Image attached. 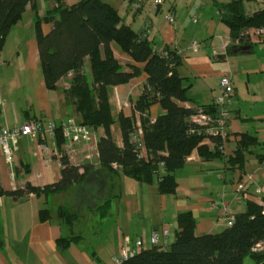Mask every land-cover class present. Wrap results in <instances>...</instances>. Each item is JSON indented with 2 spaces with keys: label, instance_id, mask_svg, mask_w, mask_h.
Returning a JSON list of instances; mask_svg holds the SVG:
<instances>
[{
  "label": "crops",
  "instance_id": "0c3cea01",
  "mask_svg": "<svg viewBox=\"0 0 264 264\" xmlns=\"http://www.w3.org/2000/svg\"><path fill=\"white\" fill-rule=\"evenodd\" d=\"M79 1L35 0L9 32L0 51V127L13 128L35 120L60 124L69 117L81 120L66 95L71 87V77L63 78L54 90L47 88L35 29L37 15L43 18L49 9L59 5L71 6ZM133 3L125 5L122 2L120 9L111 5L117 9L124 23L135 31L150 28L149 39L154 42L156 25L153 19L144 15L145 12L135 10ZM168 10V14L173 12L176 25L162 23L159 28L160 33L163 32L162 43L156 44L154 49L162 50L168 46L182 58L178 72L188 88L190 100L181 105L214 104L223 76L230 72L234 75L240 70L247 75L245 97L234 83L235 105L224 129L223 157L204 160L197 150L193 151L185 167L176 173V192L163 195L159 192L156 177L152 183H143L130 177L121 166L103 168L97 143L105 132L103 128L94 130L92 142L77 146L74 154L69 155L75 165L91 164L94 167L82 183L48 200L45 195L36 194L19 200L8 194L0 197V264H114L113 259L121 256L124 250L133 254L141 251L136 247L138 239L147 242L152 233L163 228L171 231L173 240L170 237L169 241L172 244L176 239L180 213H193L198 235L217 234L226 228V220L219 210L213 209V202H226L233 217L246 211L248 201L258 205L263 202V197L255 192V182L264 184V164L261 160L264 152V44L248 45L250 48L246 51L236 49L230 29L220 20L217 9L216 16L207 14L202 17L198 32L204 34L207 40L195 50L192 46L197 42L195 40L192 44L187 40L178 42L181 31L178 27L182 28L177 21L176 4L168 6ZM257 11L246 13L252 15ZM51 29V23L42 22L45 34ZM113 52L124 66L135 64L116 45H113ZM84 73L93 82L88 59ZM147 79V74L143 73L126 84L108 87L109 103L117 109L112 111L128 110L131 113ZM118 101L122 102L121 107H118ZM163 113L159 105H153L143 116L154 122ZM135 115L141 123L140 114L135 112ZM112 133L117 145L123 148L119 122L112 126ZM243 134L254 137L257 144L249 147L244 166L239 168L229 160L235 156ZM45 138L39 140V144L31 137L22 138L18 142L13 165L7 163L0 144V184L6 192L24 188L27 184L43 188L60 180L58 150L53 140L48 136ZM249 176H253L254 181L237 194V183ZM108 203L106 211L104 208ZM47 204L52 216L48 222H41L39 213ZM60 207L75 215L71 223L59 216ZM61 237L74 241L70 247L62 249L58 246ZM147 248H150L148 242L144 249Z\"/></svg>",
  "mask_w": 264,
  "mask_h": 264
},
{
  "label": "trees",
  "instance_id": "16d2710c",
  "mask_svg": "<svg viewBox=\"0 0 264 264\" xmlns=\"http://www.w3.org/2000/svg\"><path fill=\"white\" fill-rule=\"evenodd\" d=\"M34 1L0 0V51L13 26ZM243 2L232 0L219 7L218 11L220 20L230 29L232 37L245 41L248 29L264 27V9L247 15ZM42 22L52 24L48 34L43 32ZM35 29L47 88L54 90L72 72L71 87L66 95L80 115V122L93 131L104 129L105 134L97 143L103 168L121 166L130 177L143 183H152L156 177L160 179L159 192L172 195L177 189L176 173L185 167L193 151L197 150L204 160L223 157L222 138L210 136L215 145L212 150L203 144L207 137L201 131L203 127L190 119L198 106L191 108L181 105L190 100L188 88L178 72L182 58L168 46L155 50L154 42L149 39L150 28L137 32L124 23L111 4L103 0H81L71 6L59 5L49 9L43 18L37 15ZM113 45L128 54L135 64L123 66L114 55ZM87 59L91 65L93 82L84 73ZM143 73L148 76L143 93L131 114L119 116L124 142V147L120 148L112 133L115 120L110 108L108 87L126 84ZM153 105H159L164 111L154 122L143 116ZM200 107L207 108L211 114L215 113L213 104ZM136 111L140 114L147 159L141 156V147L135 141L138 123ZM256 144L254 137L243 134L235 156L229 162L242 168L245 153ZM55 145L61 162V178L58 182L43 188L27 184L24 188L8 192L0 184V197L8 194L14 200H19L26 195L36 194L45 195L48 200L82 183L93 170V165H75L71 162L63 148L65 138L60 129H57ZM108 205L104 210H108ZM49 208L47 204L41 209V222L50 220L52 211ZM58 214L67 223H71L75 217L64 207L58 209ZM177 222L176 239L168 249L156 246L142 249L122 264H244L247 257L257 264H264V252L252 251L257 242L264 240V206L248 201L246 211L234 217V225L217 234L198 235L196 219L191 212L180 213ZM73 241L72 238L61 237L58 246L65 249Z\"/></svg>",
  "mask_w": 264,
  "mask_h": 264
},
{
  "label": "built area",
  "instance_id": "2783aa9c",
  "mask_svg": "<svg viewBox=\"0 0 264 264\" xmlns=\"http://www.w3.org/2000/svg\"><path fill=\"white\" fill-rule=\"evenodd\" d=\"M147 1L151 4L154 10H158L164 4L163 0ZM133 7L136 9L143 8L142 4L138 2L134 3ZM166 20L170 24L175 23V17L171 14L166 16ZM245 36V41H242L238 38L236 42H233V45L241 46L243 44L254 45L264 43V27L250 28L246 31ZM192 46L195 50L200 47L197 42H194ZM214 55L217 56V53L214 52ZM68 76L73 77V73L71 72ZM213 105L215 106L214 114L208 112L207 108L198 106L196 108V113H194V115H192L190 118L193 123L203 127L201 131L207 135V137L203 140V144L208 145L212 150L215 148V145L211 141L210 136L221 137L224 142L226 141L224 129L227 121L230 119L232 107L235 105V87L233 76L225 75L221 78L220 91L215 97ZM136 112L138 113V111ZM57 129L61 130L65 138V145L63 147L68 155H73L77 146L89 144L93 139V130L73 117L65 119L60 124H56L52 121L45 123L40 120H35L23 125L14 126L13 128L0 127V144L2 146L7 163L10 165L15 163L17 145L22 138L31 137L33 140L38 141L39 144V140H44L46 139L45 137L48 136L55 143ZM135 136V141L141 147V156L147 159L148 154L145 147L143 130L141 123L139 122L137 123V133ZM224 151L225 149L223 145L221 152L224 154ZM262 161L264 164V152ZM252 181H254L253 176H249L244 181L237 183L236 193L241 194L246 189L247 185ZM255 184L256 194L260 195L264 199V184H260L259 182H255ZM260 205L264 206V200L263 202H260ZM212 206L213 209L219 210L221 216L225 218L226 227H231L234 225V217L232 216V212L230 211L229 205L226 202L215 201L213 202ZM170 237L171 231L168 228H163L160 232L152 233L147 242L150 247L156 246L161 249H168L170 246ZM147 242H145L143 239H138L136 242L137 249H144ZM252 251L254 253L264 252V240L257 242L252 248ZM133 255L135 254L129 252L128 250H124L121 256L113 259V263L122 264L124 261L130 259Z\"/></svg>",
  "mask_w": 264,
  "mask_h": 264
},
{
  "label": "rangeland",
  "instance_id": "374dc122",
  "mask_svg": "<svg viewBox=\"0 0 264 264\" xmlns=\"http://www.w3.org/2000/svg\"><path fill=\"white\" fill-rule=\"evenodd\" d=\"M103 1L110 2L111 4H114L119 9L121 8L120 6L122 2H124L125 5L128 3H131V1H134V3L136 2L141 3L143 6L142 9H136L134 7L133 8L137 11L141 10V12H145L144 15H149L153 19L156 25L155 40H154V45L156 46V44L162 43L161 35L163 34V32L160 33V29H159L161 28L162 23L165 21L166 23L170 24L166 20V15L169 13L168 6H170L171 4H176V8L178 9L177 21L180 23V26L182 28L180 29L178 27V30H181L178 33V42H185V40H187L188 42L191 43L192 40H195L199 42V45H201V44H204L207 40L204 34H200L198 32V30L201 27L200 24L203 21L202 17L206 16L207 14H210L213 17L216 16L217 9L219 7L222 8L225 5V2H230L231 0H163L164 4L162 6L161 11L154 10L151 4L147 0H103ZM243 1H244L243 4H244L245 12L249 13V12H254L255 10L264 9V0H243ZM215 2L217 3V5L213 6L212 3H215ZM172 13L173 12L170 11L171 15H173ZM168 24H165V26H167ZM173 25H176V22ZM201 33L203 32L201 31ZM237 40H238L237 38L232 39L233 42L234 41L236 42ZM263 44L264 43H261V45ZM255 45L257 46V44ZM121 61H124V60L121 59ZM122 65H123V62H122ZM233 74L234 75H232L231 72L228 73V75L234 76V81H235L234 83L236 87L238 88L239 93L242 95L247 94V82H248L247 75L244 73H241V70L240 72L238 71ZM69 79H72V77ZM117 103H119L118 107L119 106L121 107L122 102L120 103V101H118ZM127 105L129 104L127 103ZM110 108H111L112 116L115 122L119 121V116L121 114H125V115L131 114L128 110H126V112H124L123 110L121 112L112 111L113 109L117 110L113 104L112 106L110 105ZM158 181H160V179H158ZM171 240H173V237H171ZM244 264H257V263L250 257H247L245 258Z\"/></svg>",
  "mask_w": 264,
  "mask_h": 264
},
{
  "label": "water",
  "instance_id": "95a60500",
  "mask_svg": "<svg viewBox=\"0 0 264 264\" xmlns=\"http://www.w3.org/2000/svg\"><path fill=\"white\" fill-rule=\"evenodd\" d=\"M235 48L239 49V50L242 49L243 51H246V50H248L250 48V46H248V45L247 46H242V47L236 46Z\"/></svg>",
  "mask_w": 264,
  "mask_h": 264
}]
</instances>
